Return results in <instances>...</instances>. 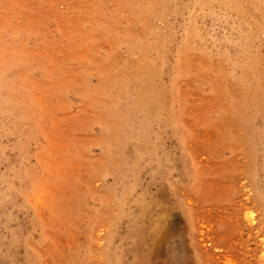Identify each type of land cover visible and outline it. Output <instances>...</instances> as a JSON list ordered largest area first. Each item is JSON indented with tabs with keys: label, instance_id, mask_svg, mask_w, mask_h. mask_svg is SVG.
Here are the masks:
<instances>
[{
	"label": "rangeland",
	"instance_id": "374dc122",
	"mask_svg": "<svg viewBox=\"0 0 264 264\" xmlns=\"http://www.w3.org/2000/svg\"><path fill=\"white\" fill-rule=\"evenodd\" d=\"M0 264H264V0H0Z\"/></svg>",
	"mask_w": 264,
	"mask_h": 264
},
{
	"label": "bare ground",
	"instance_id": "6f19581e",
	"mask_svg": "<svg viewBox=\"0 0 264 264\" xmlns=\"http://www.w3.org/2000/svg\"><path fill=\"white\" fill-rule=\"evenodd\" d=\"M261 251V250H260Z\"/></svg>",
	"mask_w": 264,
	"mask_h": 264
}]
</instances>
